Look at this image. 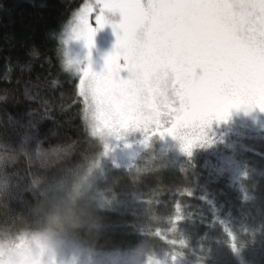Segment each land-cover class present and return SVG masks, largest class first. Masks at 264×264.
<instances>
[{
  "label": "trees",
  "instance_id": "trees-1",
  "mask_svg": "<svg viewBox=\"0 0 264 264\" xmlns=\"http://www.w3.org/2000/svg\"><path fill=\"white\" fill-rule=\"evenodd\" d=\"M80 4L0 0V239L45 232L54 211L86 193L95 218L69 233L81 241L176 253L184 264H264V136L213 120L183 140L157 133L113 164L65 62ZM99 177L104 191L88 184Z\"/></svg>",
  "mask_w": 264,
  "mask_h": 264
},
{
  "label": "snow or ice",
  "instance_id": "snow-or-ice-1",
  "mask_svg": "<svg viewBox=\"0 0 264 264\" xmlns=\"http://www.w3.org/2000/svg\"><path fill=\"white\" fill-rule=\"evenodd\" d=\"M109 24L115 48L102 72L82 70L79 89L105 119H166L159 134L183 140L233 110L264 111V0H81L70 38L91 50Z\"/></svg>",
  "mask_w": 264,
  "mask_h": 264
},
{
  "label": "rangeland",
  "instance_id": "rangeland-1",
  "mask_svg": "<svg viewBox=\"0 0 264 264\" xmlns=\"http://www.w3.org/2000/svg\"><path fill=\"white\" fill-rule=\"evenodd\" d=\"M94 26L98 27L95 24ZM70 35L69 24L62 38L65 62L72 75L80 74L78 92L81 95L79 89L83 81L82 70L91 63L94 72L103 71L105 57L114 50L117 34L110 24L102 29L98 28L95 46L91 50L86 47L84 41L71 39ZM69 61H72L70 67ZM85 105V120L90 134L101 143L103 148L113 151L112 163L116 165L126 163L140 142L159 133L163 128L170 127L166 119L163 125L153 123L139 126L123 124L110 118L105 119L99 113L91 94L88 95ZM221 126L261 138L264 136V111L258 108L247 113L244 110H233L229 119L221 121ZM108 175L107 172L103 177L109 178ZM100 178L102 177L91 179L88 184L94 186L93 184ZM102 184L103 182L99 183L92 190L104 191L106 185L102 189L98 188ZM64 240L65 243L58 249L49 243L46 232L21 233L15 235L12 240L0 239V264H184L176 257V253L173 255H168L164 251L145 253L136 247L105 250L81 241L69 233L65 235Z\"/></svg>",
  "mask_w": 264,
  "mask_h": 264
},
{
  "label": "clouds",
  "instance_id": "clouds-1",
  "mask_svg": "<svg viewBox=\"0 0 264 264\" xmlns=\"http://www.w3.org/2000/svg\"><path fill=\"white\" fill-rule=\"evenodd\" d=\"M94 218L95 206L86 193L77 197L75 202L69 201L49 217L45 228L49 243L59 249L65 243L64 237L67 233L88 227Z\"/></svg>",
  "mask_w": 264,
  "mask_h": 264
}]
</instances>
